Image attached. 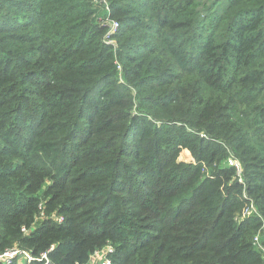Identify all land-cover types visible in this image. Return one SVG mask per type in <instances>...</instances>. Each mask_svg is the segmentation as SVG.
<instances>
[{
  "label": "trees",
  "instance_id": "16d2710c",
  "mask_svg": "<svg viewBox=\"0 0 264 264\" xmlns=\"http://www.w3.org/2000/svg\"><path fill=\"white\" fill-rule=\"evenodd\" d=\"M258 234L264 0H0V254L264 264Z\"/></svg>",
  "mask_w": 264,
  "mask_h": 264
},
{
  "label": "built area",
  "instance_id": "2783aa9c",
  "mask_svg": "<svg viewBox=\"0 0 264 264\" xmlns=\"http://www.w3.org/2000/svg\"><path fill=\"white\" fill-rule=\"evenodd\" d=\"M104 3L107 5V3L104 1ZM109 10V9H108ZM120 24L117 21H112L110 25L109 32L107 33L105 40L107 43L112 44V41L110 40V37L116 34L120 30ZM119 70H121V67H119ZM202 135V134H201ZM202 138H206L205 135H202ZM231 167H233L236 170V178L239 182V184H244V180L242 179V174H243V167L241 163L231 155ZM243 197L247 199V193L244 191ZM248 207L246 208L247 217L251 216H256L258 218H261V214L257 207L251 203L250 205H247ZM41 220L47 219L44 214L40 218ZM50 219V218H48ZM47 219V220H48ZM51 219L56 222V223H62L64 222L63 217H59L57 215H53ZM25 234H28L29 231L23 230ZM254 245L256 248H258L260 251L264 253V248L262 246V241L260 240V234L255 238L254 240ZM53 250H51L47 253L42 254L40 257H35L33 256L31 251L21 249L19 246H15L2 254H0V262L1 264H14L16 261H19V263L22 261V263L25 262H41L43 264H52L51 260L49 259V253ZM114 254V250L111 249V246H107L104 249L96 252L92 257L89 263H94V264H112L113 263V258L112 255Z\"/></svg>",
  "mask_w": 264,
  "mask_h": 264
},
{
  "label": "rangeland",
  "instance_id": "374dc122",
  "mask_svg": "<svg viewBox=\"0 0 264 264\" xmlns=\"http://www.w3.org/2000/svg\"><path fill=\"white\" fill-rule=\"evenodd\" d=\"M201 1V3L202 4H206V5H209L210 3H211V1L212 0H200ZM229 150V149H228ZM229 157H228V159L225 161V166H226V164L228 165V167L230 166V164H231V155H232V152L229 150ZM242 179L244 180V182H245V177H244V173L242 174ZM248 206H246V207H243V209H242V211H241V213L240 214H238V215H236L235 216V220L236 221H240V220H242V219H245L247 216H246V214H247V211H246V208H247ZM260 240L262 241V235L260 234ZM111 249L112 250H116L115 249V246H111ZM33 254V253H32ZM34 256V255H33ZM23 261V260H22ZM22 261L20 262V263H22ZM89 264H94L93 262L92 263H89Z\"/></svg>",
  "mask_w": 264,
  "mask_h": 264
}]
</instances>
